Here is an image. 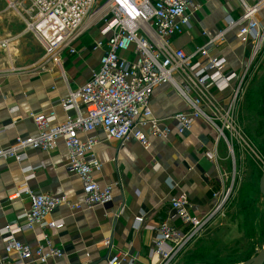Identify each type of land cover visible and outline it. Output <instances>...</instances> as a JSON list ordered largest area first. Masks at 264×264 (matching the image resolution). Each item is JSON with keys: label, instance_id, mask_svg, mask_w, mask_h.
<instances>
[{"label": "crops", "instance_id": "crops-1", "mask_svg": "<svg viewBox=\"0 0 264 264\" xmlns=\"http://www.w3.org/2000/svg\"><path fill=\"white\" fill-rule=\"evenodd\" d=\"M192 1L200 8L192 14L189 28L176 40V45L189 53L210 42L206 47L210 57L225 59L228 71H242L251 46L240 42L236 29L227 30L229 21L241 16L240 0ZM245 1L255 5L264 0ZM258 20L264 25V7ZM94 31L96 29L79 39L74 45V54L68 51L61 53V69L51 61L42 66V71L39 69L44 61V51L35 38L30 41L16 36L8 41L6 49H0L1 147H8L17 138L28 139L37 135L29 118L31 113L44 115L54 112L57 124L65 122L68 116H74V112L65 113L62 110L60 101L85 84L99 66L102 53L91 51V44L101 38L99 34L96 37L90 35ZM263 65L264 45L250 67L245 87ZM263 89L264 84L261 91ZM228 94L226 92L220 97L221 105L228 103ZM259 96L243 93L234 111L236 130L243 135L246 143L234 139L233 135L231 184L228 182L226 144L223 145L221 139L217 141V133L203 120L196 121L192 129L183 135H178L167 126L166 118L188 109L175 89L167 84L160 85L152 92L150 107L153 116L161 121V128H168L166 137L156 138L145 131L150 146L144 149L134 139L121 143L107 140L99 129L93 132L98 139L94 154L102 165L93 178L101 187L111 186V200L77 212L68 206L58 207L48 215L47 220L62 221L63 228L41 230L35 227L30 232L16 235V240L34 248L44 233L56 248L63 251L61 258L46 264H106L107 258L116 253L127 255L134 260V264H155L156 260L150 256L154 236L152 228L162 223L180 227L170 208L172 199H183L189 215L200 219L213 206L212 194L222 188L231 187V193L242 198L245 196L247 200L261 198L260 165L253 161L249 151L253 156L256 151L261 159L264 157L254 145L258 137L248 130H241L244 118L253 113L264 124L263 108L259 106L261 110L255 111L261 101ZM81 113L84 114L83 111ZM79 137L85 139L86 135L79 133ZM243 150L252 159L245 165L242 162ZM208 151L216 153L214 163L204 157ZM251 163L255 167L249 170ZM67 164L68 152L61 140L51 152H29L23 164L0 160V230L14 224L17 217L29 210V195L15 196L21 187L33 195L64 196L71 205L79 203L82 183L78 176L68 172ZM24 167L32 170L23 173ZM256 171H259L258 175ZM226 206L209 226L216 223L222 225L223 216L229 213ZM136 218H142L138 225ZM212 228L217 229L218 226ZM105 240L110 241L109 248L104 246ZM2 255L4 244L0 239V257ZM10 257L15 255L10 254Z\"/></svg>", "mask_w": 264, "mask_h": 264}, {"label": "built area", "instance_id": "built-area-1", "mask_svg": "<svg viewBox=\"0 0 264 264\" xmlns=\"http://www.w3.org/2000/svg\"><path fill=\"white\" fill-rule=\"evenodd\" d=\"M19 3L28 7V18L24 20L26 30L34 35L44 51L40 70L49 61L61 69V53L74 54V45L93 29L101 39L93 40L91 51L102 54L89 80L60 101L62 110L72 111L74 116L57 124L54 112L31 113L29 118L37 135L17 138L8 147L0 146V160L23 164L29 152H51L61 140L68 152L67 170L82 183V199L72 205L64 196L33 195L21 187L15 196L29 195L30 207L14 224L0 230L4 244L0 263L46 264L62 257L63 251L44 233L34 248L19 242L15 236L35 227L41 230L63 228L62 221L47 220L58 207L68 206L77 212L111 200V186L101 187L93 178L102 167L94 154L98 139L93 132L99 129L107 140L121 143L134 139L144 149L150 146L145 131L156 138L166 137L168 128H161V121L153 116L150 107L152 92L160 85H170L187 106L186 112L164 120L178 135L189 132L196 121L203 120L217 133V141L223 139L230 151L226 133L232 141L235 136L234 139L246 143L236 130L234 111L244 93L250 67L264 45V25L258 20L264 1L249 5L240 0L241 16L227 24V30H237L241 43L251 46L245 67L238 73L227 70L225 59L208 55L206 47L210 42L189 53L176 45V40L189 28L192 14L200 8L192 0H19L9 6L14 9ZM7 42L1 45L7 46ZM226 92L229 96L224 106L220 97ZM79 133L86 138L81 139ZM204 157L211 163L216 161L214 151L206 152ZM31 170L24 167L22 172ZM230 194L231 187L214 192L210 212L200 219L189 215L183 199H172L170 208L180 227L162 223L152 228L150 256L156 260L155 264H169L222 213ZM135 222L138 225L142 218H136ZM103 243L110 247V241ZM10 254L15 257L11 258ZM106 264H134V260L116 253L107 258Z\"/></svg>", "mask_w": 264, "mask_h": 264}, {"label": "rangeland", "instance_id": "rangeland-1", "mask_svg": "<svg viewBox=\"0 0 264 264\" xmlns=\"http://www.w3.org/2000/svg\"><path fill=\"white\" fill-rule=\"evenodd\" d=\"M18 1L19 0H0V49L7 48L6 45H1L2 42L6 40L9 41L11 38L16 36L21 38L24 37L30 41L35 38L31 32L26 30V24L24 22V20H27L28 18V7L20 3L18 6L14 7V9L9 6V3L16 4ZM97 34L99 33L96 30L90 35L96 37ZM248 79L249 76L246 79L245 85ZM263 84L264 65L261 67V70L260 68L258 69V72L255 74L252 82L247 84L245 87V95L248 93L261 95L263 92L261 91ZM260 105V103L257 104L255 108L256 112L261 110V108L258 109ZM240 107L241 105H239V108ZM260 121L261 120L257 119V115L255 113L252 115L250 114L244 118V121H242L243 129L241 128V130H248L252 135L258 137L254 142V145L264 157V124ZM225 136L229 141L228 143L230 147H232V139L228 133H226ZM247 136L249 137L248 134ZM221 140L223 141L222 144L225 145L226 143L224 140ZM227 150V157L229 159L227 171L229 176L228 182L231 184V176L233 173V169H231L233 166V155L232 150ZM249 153L253 158V161L258 162L260 165V172L258 171L259 175L256 171V175L260 178L263 167L262 161L264 160L259 157V153L257 154L256 151H254L256 154L255 156H253L250 151ZM242 160L244 165L247 162H250V160L252 161L244 150ZM252 166H254V164L251 163L249 170H251ZM244 174H246V172H244ZM226 205V207L229 208V213L228 216H223L225 219L222 225L220 223H216L215 225L218 226L217 229L212 228L215 226L214 224L212 226H209L210 224L207 225L182 251L177 254L174 259H172L169 264H243L261 252L264 248V202L262 197L259 199H255L254 197L251 200H247L245 196L242 198L235 196L234 193H231ZM231 213L233 214L231 215Z\"/></svg>", "mask_w": 264, "mask_h": 264}, {"label": "water", "instance_id": "water-1", "mask_svg": "<svg viewBox=\"0 0 264 264\" xmlns=\"http://www.w3.org/2000/svg\"><path fill=\"white\" fill-rule=\"evenodd\" d=\"M259 193L264 202V166L262 167V175L259 179ZM197 264H204V263H197ZM243 264H264V248L261 250V252L257 256L249 259Z\"/></svg>", "mask_w": 264, "mask_h": 264}, {"label": "trees", "instance_id": "trees-1", "mask_svg": "<svg viewBox=\"0 0 264 264\" xmlns=\"http://www.w3.org/2000/svg\"><path fill=\"white\" fill-rule=\"evenodd\" d=\"M260 97H261V101H260V107L261 108H263V110L262 111H264V89H263V92H262V94L260 95Z\"/></svg>", "mask_w": 264, "mask_h": 264}]
</instances>
